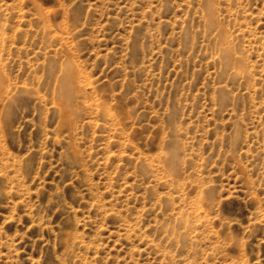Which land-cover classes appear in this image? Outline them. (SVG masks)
Here are the masks:
<instances>
[{
  "label": "rangeland",
  "instance_id": "1",
  "mask_svg": "<svg viewBox=\"0 0 264 264\" xmlns=\"http://www.w3.org/2000/svg\"><path fill=\"white\" fill-rule=\"evenodd\" d=\"M0 264H264V0H0Z\"/></svg>",
  "mask_w": 264,
  "mask_h": 264
},
{
  "label": "bare ground",
  "instance_id": "2",
  "mask_svg": "<svg viewBox=\"0 0 264 264\" xmlns=\"http://www.w3.org/2000/svg\"><path fill=\"white\" fill-rule=\"evenodd\" d=\"M222 51V50H221ZM224 55V54H223ZM227 56H228V54H227ZM226 57V56H225ZM65 90V89H64ZM68 90V89H67Z\"/></svg>",
  "mask_w": 264,
  "mask_h": 264
}]
</instances>
